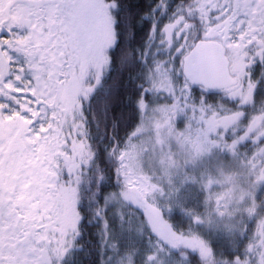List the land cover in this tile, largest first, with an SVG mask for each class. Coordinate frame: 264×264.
I'll list each match as a JSON object with an SVG mask.
<instances>
[{
    "label": "snow or ice",
    "instance_id": "1",
    "mask_svg": "<svg viewBox=\"0 0 264 264\" xmlns=\"http://www.w3.org/2000/svg\"><path fill=\"white\" fill-rule=\"evenodd\" d=\"M0 264H264V0H0Z\"/></svg>",
    "mask_w": 264,
    "mask_h": 264
},
{
    "label": "rangeland",
    "instance_id": "2",
    "mask_svg": "<svg viewBox=\"0 0 264 264\" xmlns=\"http://www.w3.org/2000/svg\"><path fill=\"white\" fill-rule=\"evenodd\" d=\"M220 163H221V162H220L218 159H216L215 157H206L200 166H201V167H207V168L210 169L213 173H215L216 168H217V166H218Z\"/></svg>",
    "mask_w": 264,
    "mask_h": 264
}]
</instances>
